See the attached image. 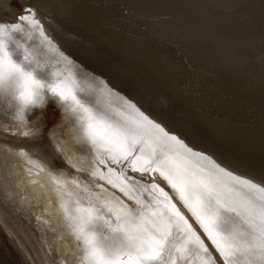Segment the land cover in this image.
Segmentation results:
<instances>
[{
    "label": "snow or ice",
    "instance_id": "obj_1",
    "mask_svg": "<svg viewBox=\"0 0 264 264\" xmlns=\"http://www.w3.org/2000/svg\"><path fill=\"white\" fill-rule=\"evenodd\" d=\"M53 6L67 9V0H8L10 18L0 16V99L14 109L18 134L31 142L29 151L0 145L5 202L23 200L21 191L37 183L25 176L33 169L36 175L44 171L38 161L47 154L45 139L67 163L68 150L56 132L61 125L54 124L45 136L27 124L43 114L46 103H56L75 124L73 149L94 154L87 174L103 182L94 187L115 190L111 199L87 206L81 199L61 204L83 252L82 258L74 254L79 264H264V133L259 171L235 174L230 165L194 152L178 131L111 89L109 95L122 100L121 107L94 103L80 93L71 74L48 70L46 53L59 51L51 35ZM60 57L72 64L62 52ZM260 59L264 66V45ZM87 191L85 185L81 192Z\"/></svg>",
    "mask_w": 264,
    "mask_h": 264
},
{
    "label": "bare ground",
    "instance_id": "obj_2",
    "mask_svg": "<svg viewBox=\"0 0 264 264\" xmlns=\"http://www.w3.org/2000/svg\"><path fill=\"white\" fill-rule=\"evenodd\" d=\"M7 3L0 0V16L5 19L10 18ZM67 4V9H50L51 35L59 50L44 57L50 72L71 74L82 95L115 110L122 100L109 95L111 89L178 131L194 152H203L221 166L230 165L235 174L259 171L264 133L262 0H67ZM61 52L71 65L61 60ZM49 104L57 108L60 124L67 129L65 139L57 138L67 148L63 158L74 171L69 166L56 169L42 155L38 163L44 171L36 175L33 169L32 176H25L37 183L27 184L20 193L23 200L17 198V203L52 231L62 263L79 264L74 254L82 258L83 252L61 204L81 199L87 206L97 199H111L115 190L94 187L103 183L87 174L94 154L73 149L74 122L59 104L46 103L44 110ZM13 113L0 99V145L29 151ZM42 115L26 117L28 127L38 128ZM81 166L87 171L76 172ZM132 175L139 178L138 173ZM53 178L59 183H52ZM85 185L88 191L81 192ZM161 186L173 194L162 181ZM60 192L73 195L61 197ZM116 195L130 203L121 193Z\"/></svg>",
    "mask_w": 264,
    "mask_h": 264
},
{
    "label": "rangeland",
    "instance_id": "obj_3",
    "mask_svg": "<svg viewBox=\"0 0 264 264\" xmlns=\"http://www.w3.org/2000/svg\"><path fill=\"white\" fill-rule=\"evenodd\" d=\"M40 120L38 128L45 136L50 134L54 124H59L61 127L56 129L57 136L65 139L67 129L60 124L61 118L54 105L46 106ZM27 140L23 144L30 150L31 142ZM44 143L47 146L45 157L50 159L51 164L60 170L64 167L68 168L69 165L62 162L61 157L53 151L47 139ZM52 157L55 159L53 160ZM68 169L71 172L74 171L71 166ZM157 181L160 180L157 179ZM3 191L4 186L0 182V264H64L60 259L56 238L51 239L52 231L42 226L34 213L18 207L17 200L15 203L10 200L5 202Z\"/></svg>",
    "mask_w": 264,
    "mask_h": 264
},
{
    "label": "water",
    "instance_id": "obj_4",
    "mask_svg": "<svg viewBox=\"0 0 264 264\" xmlns=\"http://www.w3.org/2000/svg\"><path fill=\"white\" fill-rule=\"evenodd\" d=\"M0 12L3 13L1 9H0Z\"/></svg>",
    "mask_w": 264,
    "mask_h": 264
}]
</instances>
